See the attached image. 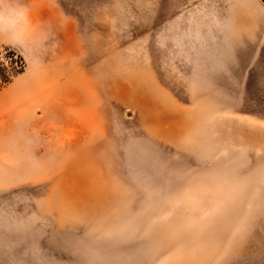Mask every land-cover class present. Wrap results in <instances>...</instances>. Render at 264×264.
Masks as SVG:
<instances>
[{
	"label": "rangeland",
	"instance_id": "obj_1",
	"mask_svg": "<svg viewBox=\"0 0 264 264\" xmlns=\"http://www.w3.org/2000/svg\"><path fill=\"white\" fill-rule=\"evenodd\" d=\"M264 11L262 0H250ZM232 0H0V264H264V33Z\"/></svg>",
	"mask_w": 264,
	"mask_h": 264
},
{
	"label": "bare ground",
	"instance_id": "obj_2",
	"mask_svg": "<svg viewBox=\"0 0 264 264\" xmlns=\"http://www.w3.org/2000/svg\"><path fill=\"white\" fill-rule=\"evenodd\" d=\"M234 6L239 9L240 25L251 28V36L257 39L264 33V11L250 0H232Z\"/></svg>",
	"mask_w": 264,
	"mask_h": 264
},
{
	"label": "trees",
	"instance_id": "obj_3",
	"mask_svg": "<svg viewBox=\"0 0 264 264\" xmlns=\"http://www.w3.org/2000/svg\"><path fill=\"white\" fill-rule=\"evenodd\" d=\"M264 3V0H262ZM9 67H2L0 65V86L7 83L10 79V73L12 71H16L18 67L20 68L22 65L21 58L18 55H15L13 52H9Z\"/></svg>",
	"mask_w": 264,
	"mask_h": 264
}]
</instances>
